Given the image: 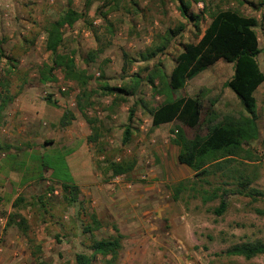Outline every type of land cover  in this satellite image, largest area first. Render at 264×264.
<instances>
[{
    "label": "rangeland",
    "instance_id": "1",
    "mask_svg": "<svg viewBox=\"0 0 264 264\" xmlns=\"http://www.w3.org/2000/svg\"><path fill=\"white\" fill-rule=\"evenodd\" d=\"M184 1L189 3L188 12L198 14V21L190 19L188 14L183 16L180 13L178 0H0V15L4 17L0 19V47L4 52L0 72L7 66L8 59L13 58L15 67L9 73L10 91L12 94L17 93L0 120V138L8 130H18L15 125H21V131L25 130L23 133H27L25 122L31 112L38 116V110L47 106H55L62 113L69 109L73 113L70 123L61 127L60 116L55 124V130L59 133L46 140L50 147L44 154L48 159H55L57 153L63 154L86 143L92 149L94 161L105 178L112 176L108 170L111 160L134 159L133 169L124 174L126 183L131 185L127 187L128 190H144L147 184H160L166 190L171 201L163 216L165 224L162 222L161 226L167 228L170 225L167 220L173 219L168 229L172 228L177 233L182 245L176 242L172 254L169 248L156 249L155 245H148L145 253L141 252V256L133 259L136 261L134 263L124 256L130 243L123 238L118 264H264V254L250 259L226 254V250L234 244L264 241V82L254 92L257 104L256 122H259L261 133L257 139L244 145L258 156V161L248 163L246 168L252 178L249 189L254 193L243 195L230 191L220 198L202 203L199 195L192 196L193 193L189 191L182 192L176 201L171 198L167 185L182 179H192L193 174L188 176L177 172L175 166L164 171L160 166L154 146L172 143L174 132L171 130L175 129L178 122L166 123L156 128L152 126L149 109L161 103L165 95L153 94L146 77L158 68L163 75L159 87L165 86L174 66L175 56L182 51L183 44L198 41L210 21L208 11L217 8L236 10L258 20L255 30L260 51L256 60L264 72V0ZM70 4L82 15L72 26L63 29L59 51L72 56L76 67L89 76L85 84L86 94L81 101L84 115L80 113L77 104L80 92L78 83L66 79L60 68L52 70V81H40V71L44 64H51L50 52L45 47V19H56ZM169 29L177 31L166 36ZM23 36L31 37L32 40L23 42ZM160 36H166L168 40L163 50L151 59H143L141 54L152 43L161 42ZM90 54L91 58L88 57ZM232 73L233 65L219 59L189 79L181 89L184 96H200L204 106L200 126L197 129H187L188 137L207 132V107L212 108L218 116L248 115L240 99L225 86ZM134 74H139V83L135 87L132 85ZM105 86L125 88L129 93L124 94L117 89L106 90ZM24 91L32 96L30 104H25V98L21 102ZM46 96H50L55 103L47 102ZM71 101L75 102V106H70ZM16 103L18 110L14 114ZM130 112L133 113L131 123L128 122ZM54 117L56 116L52 115ZM85 117L93 120L92 123H88ZM14 120L15 125L12 123ZM128 123L131 126V136L127 143H122L123 131ZM40 126L47 127V120L41 121ZM95 128L97 140L89 143L88 136L94 134ZM145 171L149 173L148 179L142 178ZM44 172L43 170L44 178L37 181V187L41 185V188L35 194L46 191L51 182V177L44 175ZM210 180L218 184L230 179L210 177ZM77 187L83 202L76 201L73 205L63 207L60 197H52L50 202L55 218H51L48 224L40 222L35 227L36 237L37 227L45 225L47 228L48 225L54 234L59 235L58 243H69L73 249L68 252L71 259L77 251H88V247L84 248V235L81 234L82 224L79 219H84V210H90L84 207V184ZM206 187L208 188L207 185ZM223 188L233 190L235 187L224 185ZM221 198L225 201L224 211L215 214L214 209L219 206ZM163 200V203L168 202ZM71 220L75 222L74 227L70 226ZM59 222L65 225L69 223V231L73 233L71 238L58 231ZM23 262L36 264L31 257Z\"/></svg>",
    "mask_w": 264,
    "mask_h": 264
},
{
    "label": "trees",
    "instance_id": "2",
    "mask_svg": "<svg viewBox=\"0 0 264 264\" xmlns=\"http://www.w3.org/2000/svg\"><path fill=\"white\" fill-rule=\"evenodd\" d=\"M178 1V9L183 16L188 14L190 19L199 20L198 14L188 12V2ZM208 12L210 17L208 25L198 41L183 44L182 51L175 56V63L165 86L159 87L163 81V75L157 66L154 73L146 76L152 86L153 94L163 93L165 95L161 103L149 109L152 126L158 127L166 123L178 122L175 129L171 130L174 132L171 142L179 148L178 162L194 171L192 179H182L167 185L174 201L178 200L181 193L185 191L193 193L192 196L199 195L202 203L220 198L230 191L243 195L254 193L251 188L249 189L252 178L246 172V168L248 163L258 161V156L252 149L245 148L244 145L249 144L251 140H255L259 136L254 92L264 81V72L256 60L260 51L255 30L258 26V20L254 16H246L232 9L217 8ZM81 15L82 13L70 4L66 11L56 19H45L43 27L46 34L45 47L50 52L51 64H44V68L40 71V81H52L54 79L52 70L60 68L66 79L78 83L80 92L77 95V104L80 113L84 115L81 101L86 94L85 84L89 76L84 70L76 67L72 56L59 51V46L63 40V29L72 26ZM176 31L177 29H169L166 31V36H170ZM166 36H160L161 42L152 43L145 53L141 54V57L145 60L151 59L158 52H161L168 41ZM28 39L32 40L31 37L23 36V42H27ZM3 53L0 47V64ZM91 56L90 54L88 57L91 58ZM219 59L233 65L232 76L225 82V86L229 87L240 99L248 115L224 114L218 116L212 108L207 107L205 109V115H208L209 122L207 132L204 135L196 133L193 137H188L187 129H197L200 126L204 117V106L200 96H184L180 91L189 79ZM13 61L14 59L10 57L7 66L0 72V120L2 113L17 94H12L10 91L9 73L15 67ZM133 79L132 85L135 87L139 83V74H134ZM105 89H117L124 94L129 93L128 89L121 87L107 88L105 86ZM45 100L55 103L50 96H46ZM132 115V112L128 115L129 123L132 121ZM72 118V111L64 110L59 125L65 127ZM85 119L88 123L93 121L87 117ZM129 123L124 128L122 143H127L130 139L131 126ZM97 136V129L95 128L94 134L88 136V142H96ZM134 165V159L111 160L108 163V170L112 176L123 175L129 173ZM41 169L52 170L51 182L46 187V191L33 195L19 194L12 202L11 211L7 214L5 228V231L14 230L26 240L29 255L36 261V264L43 263L40 261L42 249L36 239L35 227L40 222L48 223L54 217L53 205L50 202L52 196L47 195L52 190L53 185L57 184L61 188L60 198L63 201V207L73 205L76 201L83 202L61 153H57L55 159L52 160L43 154ZM210 177L229 178L230 180L217 184L211 181ZM224 185H233L235 188L227 190L223 188ZM224 208L225 201L221 198L219 206L214 209V213L221 214ZM89 216V220L79 219L82 224L81 234L88 235V238L83 240L84 248L88 247V251L75 252L73 255L74 263L118 264L123 235L113 224L114 234L106 238H96L92 231L99 228L101 222L94 212H91ZM73 220L70 223L71 227L75 226ZM56 237L58 240L59 235ZM226 254L241 256L245 259L253 258L264 254V241L257 240L234 244L226 250Z\"/></svg>",
    "mask_w": 264,
    "mask_h": 264
},
{
    "label": "crops",
    "instance_id": "3",
    "mask_svg": "<svg viewBox=\"0 0 264 264\" xmlns=\"http://www.w3.org/2000/svg\"><path fill=\"white\" fill-rule=\"evenodd\" d=\"M0 19H4L2 14ZM28 93V91H24L21 94V102L25 98V104H30L32 96H29ZM16 107L17 103L13 110L14 114L18 110ZM57 110L55 106H47L38 110V116L31 112L25 122L27 133H23L25 130L22 132V126L15 125L14 120L12 123L18 130H8L0 138V264H26L23 261L30 258L26 240L12 229L5 231L7 214L11 211L12 202L19 194L33 195L41 188V185L37 187V181L44 178L41 169L42 156L45 150L50 147L46 140L59 133L55 130V124L62 111L58 110L57 112ZM3 115L4 112L2 118ZM52 115L56 117L52 118ZM13 116L15 117V115ZM43 120H47V127L40 126V122ZM256 123L258 131L261 133L259 122ZM178 150V146L173 143H169L167 146H154L156 157L164 171H169V168L175 166L177 172L180 171L191 176L194 171L178 162ZM62 155L74 184H84V207L86 206L90 210V212L84 210V220H89L90 213L94 212L101 222L100 227L92 231L96 238L111 236L114 234L113 224L116 225L123 238H126L130 243V248L124 256L131 262L141 256V252L145 253L148 245L153 244L156 249L169 248L172 254L176 242L181 243V240L176 236L177 233L172 228L168 229L173 219H171L172 221L167 220L170 224L167 228L161 226L171 200L168 199L166 190L160 184H147L144 190L132 191L127 189L128 183H126L127 179L124 174L118 180L114 176H111L112 179L105 178L94 161L92 149L86 143L84 146L63 152ZM44 171V175L50 176L52 173L51 169ZM30 172L34 174H28ZM163 199L168 202L163 203ZM58 225V231H61L63 236L67 238L73 236V233L69 231V223L65 225L59 222ZM36 232L37 242L42 249L40 260H44L46 263L51 262V264H74V259L68 256L69 250L73 249L67 242L58 243L56 234L48 228V225L47 228L45 225L37 227ZM38 232L40 233L38 234ZM86 238L88 235L84 234V240ZM61 256L62 258H60Z\"/></svg>",
    "mask_w": 264,
    "mask_h": 264
},
{
    "label": "built area",
    "instance_id": "4",
    "mask_svg": "<svg viewBox=\"0 0 264 264\" xmlns=\"http://www.w3.org/2000/svg\"><path fill=\"white\" fill-rule=\"evenodd\" d=\"M70 106H75V102L74 101H71L70 103ZM148 175L149 173L147 171H145V173L142 175V178L143 179H148ZM122 175H117V176H114L115 179H119V177H121ZM131 185L130 184H127V187L129 188ZM48 196H52V197H61V188L59 185L57 184H54L53 185V188L50 192L47 193Z\"/></svg>",
    "mask_w": 264,
    "mask_h": 264
}]
</instances>
